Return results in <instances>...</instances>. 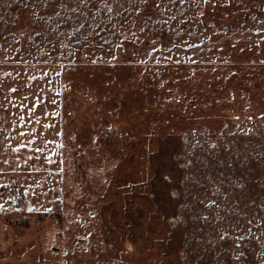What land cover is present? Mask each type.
<instances>
[{
    "label": "rangeland",
    "instance_id": "obj_1",
    "mask_svg": "<svg viewBox=\"0 0 264 264\" xmlns=\"http://www.w3.org/2000/svg\"><path fill=\"white\" fill-rule=\"evenodd\" d=\"M0 264H264V0H0Z\"/></svg>",
    "mask_w": 264,
    "mask_h": 264
},
{
    "label": "snow or ice",
    "instance_id": "obj_2",
    "mask_svg": "<svg viewBox=\"0 0 264 264\" xmlns=\"http://www.w3.org/2000/svg\"><path fill=\"white\" fill-rule=\"evenodd\" d=\"M14 91V90H13Z\"/></svg>",
    "mask_w": 264,
    "mask_h": 264
}]
</instances>
